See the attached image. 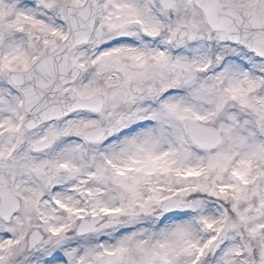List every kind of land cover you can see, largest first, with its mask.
<instances>
[{
    "label": "snow or ice",
    "instance_id": "obj_1",
    "mask_svg": "<svg viewBox=\"0 0 264 264\" xmlns=\"http://www.w3.org/2000/svg\"><path fill=\"white\" fill-rule=\"evenodd\" d=\"M0 264H264V0H0Z\"/></svg>",
    "mask_w": 264,
    "mask_h": 264
}]
</instances>
